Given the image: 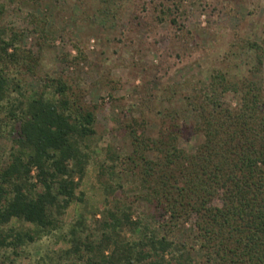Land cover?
<instances>
[{
  "label": "trees",
  "instance_id": "trees-1",
  "mask_svg": "<svg viewBox=\"0 0 264 264\" xmlns=\"http://www.w3.org/2000/svg\"><path fill=\"white\" fill-rule=\"evenodd\" d=\"M20 41L18 32L0 33V140L12 143L0 164V249L13 253L57 230L80 199L84 141L96 123L81 91L60 77L41 78L39 92L21 97L37 63ZM247 48L255 60L246 74L214 69L183 99L188 129L202 139L192 151L180 147L187 128L176 109L159 112L169 124L156 137L131 129L128 153L107 148L99 165L107 207L91 229L77 221L56 264H264V48ZM136 203L149 213L135 216ZM193 219L192 246H177L173 230Z\"/></svg>",
  "mask_w": 264,
  "mask_h": 264
},
{
  "label": "rangeland",
  "instance_id": "rangeland-1",
  "mask_svg": "<svg viewBox=\"0 0 264 264\" xmlns=\"http://www.w3.org/2000/svg\"><path fill=\"white\" fill-rule=\"evenodd\" d=\"M2 31L18 32L21 47L37 63L35 76H23L21 97L39 92L41 78L60 77L95 109V134L84 141L90 159L77 190L80 199L57 230L15 253L0 249V264H56L77 221L91 229L107 207L99 182L107 148L128 153L131 129L156 137L169 124L161 114L171 109L187 128L180 147L190 152L202 141L188 129L182 101L214 69L246 74L255 60L247 42L264 48V0H0ZM260 76L264 80V57ZM227 101L235 104L231 96ZM11 146L9 138L0 140V164ZM148 213L145 204L134 205L135 216ZM193 221L173 230L177 246H192ZM10 226L33 229L16 220ZM121 237L132 239L127 231Z\"/></svg>",
  "mask_w": 264,
  "mask_h": 264
}]
</instances>
